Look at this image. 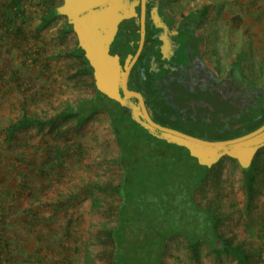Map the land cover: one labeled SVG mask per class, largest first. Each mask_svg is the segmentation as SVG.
<instances>
[{
	"label": "rangeland",
	"instance_id": "374dc122",
	"mask_svg": "<svg viewBox=\"0 0 264 264\" xmlns=\"http://www.w3.org/2000/svg\"><path fill=\"white\" fill-rule=\"evenodd\" d=\"M52 2L0 0V264H110L105 228L118 224L122 199L115 189L123 171L108 113L80 125L71 114L11 137L6 131L24 109L47 119L96 94L92 72L84 73V59L73 53L76 35L61 30L65 18L38 29L59 0ZM166 7L199 13L209 58L222 69L236 64L263 84L264 0H172ZM209 175L197 201L214 211L224 239L240 244L251 264H264V147L248 173L224 156ZM218 250L174 236L163 264H235Z\"/></svg>",
	"mask_w": 264,
	"mask_h": 264
},
{
	"label": "trees",
	"instance_id": "16d2710c",
	"mask_svg": "<svg viewBox=\"0 0 264 264\" xmlns=\"http://www.w3.org/2000/svg\"><path fill=\"white\" fill-rule=\"evenodd\" d=\"M56 7L51 4L38 25L39 30L56 17ZM189 17L195 23L199 13H192ZM73 53L84 59L86 66L83 72L91 73L92 68L83 50L76 47ZM107 101L118 105L114 100L102 97L97 90L95 96L80 100L74 111L68 106L47 119L24 109L18 118L10 122L6 131L11 137L26 128L52 125L61 116L71 114L78 116L80 125L93 113H108L120 150L117 162H120L123 171L122 182L115 189L122 199L117 212L118 224L105 228L109 263L163 264V253L169 238L183 235L191 247L206 242L215 250L220 249L230 255L235 264H251L249 253L240 244L224 239L218 232V217L214 211L202 206L195 197L198 188L209 179L214 165L211 168L202 165L186 147L151 135L129 116L106 104ZM257 126V123H250L248 129L236 133L234 137L253 131ZM171 127L192 134L177 126ZM230 136L228 134L225 139ZM250 168L251 165L243 170L248 173ZM254 183L255 177L250 175L246 183L249 193Z\"/></svg>",
	"mask_w": 264,
	"mask_h": 264
},
{
	"label": "flooded vegetation",
	"instance_id": "af4514ba",
	"mask_svg": "<svg viewBox=\"0 0 264 264\" xmlns=\"http://www.w3.org/2000/svg\"><path fill=\"white\" fill-rule=\"evenodd\" d=\"M129 1L134 11L119 22L110 53L129 66L128 87L143 95L156 121L209 139L232 138L250 123L264 125V82L236 64L222 69L209 58L198 19L189 17L195 12L173 14L166 7L172 0ZM58 16L66 20L61 30L77 38L67 15ZM106 104L124 113L118 102Z\"/></svg>",
	"mask_w": 264,
	"mask_h": 264
},
{
	"label": "water",
	"instance_id": "95a60500",
	"mask_svg": "<svg viewBox=\"0 0 264 264\" xmlns=\"http://www.w3.org/2000/svg\"><path fill=\"white\" fill-rule=\"evenodd\" d=\"M133 11L134 4L129 0H64L56 7V12L67 15L73 25L78 46L93 70L96 89L123 106L132 120L151 135L186 147L202 165L212 167L229 156L243 169L248 168L264 147V125L228 139L195 136L156 121L143 95L128 87L129 66L123 67L118 56L110 53V44L119 22Z\"/></svg>",
	"mask_w": 264,
	"mask_h": 264
}]
</instances>
